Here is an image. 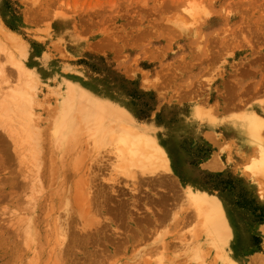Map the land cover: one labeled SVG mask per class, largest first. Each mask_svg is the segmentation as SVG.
Here are the masks:
<instances>
[{"label":"rangeland","instance_id":"374dc122","mask_svg":"<svg viewBox=\"0 0 264 264\" xmlns=\"http://www.w3.org/2000/svg\"><path fill=\"white\" fill-rule=\"evenodd\" d=\"M263 163L264 0H0V264H264Z\"/></svg>","mask_w":264,"mask_h":264},{"label":"bare ground","instance_id":"6f19581e","mask_svg":"<svg viewBox=\"0 0 264 264\" xmlns=\"http://www.w3.org/2000/svg\"><path fill=\"white\" fill-rule=\"evenodd\" d=\"M132 137V141H133V146H132V150L136 153H139L140 156H142L144 154V148L141 147L140 145V142L141 141H138L136 139V137L138 138H141L142 137H139L138 135L135 136H131ZM145 145L148 146V153H149V156H150V153L152 152V155H153V158L155 160V168H152V171H155L157 169H160L161 168V171L164 172V173H169L171 171V164H170V159H169V156H168V153H167V150L165 149V147L160 144L158 141H156L155 139H152V138H149L148 141L145 139ZM128 148V147H127ZM137 155V156H139ZM148 155L145 156V157H149ZM136 157V156H135ZM137 158V157H136ZM136 160V159H135ZM264 164V163H263ZM152 165V164H151ZM150 166V165H149ZM264 166V165H263ZM153 167V165H152ZM19 186V185H18ZM17 186V187H18ZM195 194V193H194ZM195 196L197 198H200L202 200H206L207 199V195L205 194L204 196L203 195H199V194H195ZM209 197V196H208ZM205 204V203H204ZM214 205L216 206L217 208V211H216V216L215 217H218V221L221 222V224L224 226L223 229H226L227 230V227L225 225L226 221L223 217V214H222V211L221 209L219 208V205H218V202H215L212 206L214 207ZM114 208V207H113ZM110 210V209H109ZM113 210V209H112ZM118 210V209H117ZM116 211V210H115ZM109 212V211H108ZM226 217V216H225ZM219 230V229H218ZM222 230V229H221ZM220 230V231H221ZM95 262V261H94ZM97 262V261H96ZM99 262V261H98ZM97 262V263H98Z\"/></svg>","mask_w":264,"mask_h":264},{"label":"crops","instance_id":"0c3cea01","mask_svg":"<svg viewBox=\"0 0 264 264\" xmlns=\"http://www.w3.org/2000/svg\"><path fill=\"white\" fill-rule=\"evenodd\" d=\"M203 189V188H201ZM229 211H231L229 213L230 216L229 219L231 221V224H233V236H239L242 235L243 233H245V226L241 223L242 221V213L241 211L237 208V207H232L230 209H228ZM228 213V212H227Z\"/></svg>","mask_w":264,"mask_h":264}]
</instances>
